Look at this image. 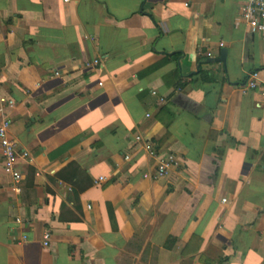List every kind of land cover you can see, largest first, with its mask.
<instances>
[{
    "label": "crops",
    "instance_id": "obj_1",
    "mask_svg": "<svg viewBox=\"0 0 264 264\" xmlns=\"http://www.w3.org/2000/svg\"><path fill=\"white\" fill-rule=\"evenodd\" d=\"M249 1L0 0V92L28 153L18 194L0 158V264H264V34L240 16ZM143 142L174 158L166 177L141 178L156 165ZM70 164L91 181L77 207L55 178Z\"/></svg>",
    "mask_w": 264,
    "mask_h": 264
},
{
    "label": "built area",
    "instance_id": "obj_2",
    "mask_svg": "<svg viewBox=\"0 0 264 264\" xmlns=\"http://www.w3.org/2000/svg\"><path fill=\"white\" fill-rule=\"evenodd\" d=\"M67 4L69 0H62ZM241 18L248 24L251 33L264 34V0H250L249 4L242 9ZM223 47V43L219 44ZM208 54L207 56H209ZM97 61L93 60L89 63H84L83 67L88 68L94 66ZM1 76V71H0ZM1 86V83H0ZM246 89L253 90L257 84V74L249 76L246 82ZM154 95V93H152ZM264 95V92H262ZM14 105V101L0 92V158L2 162V170L9 178L8 190L12 193H19V183L21 181V172L18 169V160L28 158L27 152H19L16 150V143L11 138L10 129L12 125L11 118L9 116V109ZM141 139L139 136L134 138L135 142H139ZM143 148L147 155L153 159L156 163L155 168L151 175L149 173L143 174L141 178L149 179L150 181H158L159 179L166 177L170 168L175 164V160L172 156L159 155L154 147L149 142H143ZM126 159H128L126 157ZM102 178H98L101 181ZM16 222L20 223V219H16ZM44 247L49 244V233L46 232L42 236ZM22 242L26 243L27 238L22 237Z\"/></svg>",
    "mask_w": 264,
    "mask_h": 264
},
{
    "label": "trees",
    "instance_id": "obj_3",
    "mask_svg": "<svg viewBox=\"0 0 264 264\" xmlns=\"http://www.w3.org/2000/svg\"><path fill=\"white\" fill-rule=\"evenodd\" d=\"M71 147V143H64L63 145H61L60 147H58L53 154H62L65 153L67 151V149H69ZM67 176L71 178V180H69V185L72 191V196L73 199L75 201V207L78 206V201H79V195L91 185V181L86 177L85 173L83 171H81L80 167L77 166V164H70L67 165L65 168H63L61 171H59L55 178L61 181H67ZM107 206H109V204H107ZM110 207V206H109ZM107 209L108 211V217L110 222H112L113 220V215H112V211L111 208ZM59 219L63 220L62 217H60ZM77 219H73L71 222H77Z\"/></svg>",
    "mask_w": 264,
    "mask_h": 264
},
{
    "label": "water",
    "instance_id": "obj_4",
    "mask_svg": "<svg viewBox=\"0 0 264 264\" xmlns=\"http://www.w3.org/2000/svg\"><path fill=\"white\" fill-rule=\"evenodd\" d=\"M225 53L222 52L218 58H213L212 61L210 62H223V57H224Z\"/></svg>",
    "mask_w": 264,
    "mask_h": 264
}]
</instances>
